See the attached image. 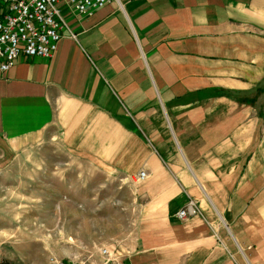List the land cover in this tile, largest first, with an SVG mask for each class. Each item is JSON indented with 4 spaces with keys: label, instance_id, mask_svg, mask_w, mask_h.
Listing matches in <instances>:
<instances>
[{
    "label": "crops",
    "instance_id": "1",
    "mask_svg": "<svg viewBox=\"0 0 264 264\" xmlns=\"http://www.w3.org/2000/svg\"><path fill=\"white\" fill-rule=\"evenodd\" d=\"M65 1L74 38L0 72V170L92 112L143 142L116 264H264V0H109L89 16ZM188 200L201 217L179 221Z\"/></svg>",
    "mask_w": 264,
    "mask_h": 264
},
{
    "label": "rangeland",
    "instance_id": "2",
    "mask_svg": "<svg viewBox=\"0 0 264 264\" xmlns=\"http://www.w3.org/2000/svg\"><path fill=\"white\" fill-rule=\"evenodd\" d=\"M92 116L77 109L0 170V264H46L49 256L96 261L98 248L119 251L131 230L128 176L143 142L108 134Z\"/></svg>",
    "mask_w": 264,
    "mask_h": 264
},
{
    "label": "built area",
    "instance_id": "3",
    "mask_svg": "<svg viewBox=\"0 0 264 264\" xmlns=\"http://www.w3.org/2000/svg\"><path fill=\"white\" fill-rule=\"evenodd\" d=\"M109 0H66L78 16H89L102 8ZM59 0H0V72L7 71L20 57L50 59L62 32L68 30L61 17ZM69 37L74 34L68 30ZM137 172L132 181L145 178ZM179 221L199 216L195 203L188 200L175 213ZM117 253L109 248L97 249V260L83 261L75 257L59 259L47 257L46 264H116Z\"/></svg>",
    "mask_w": 264,
    "mask_h": 264
}]
</instances>
